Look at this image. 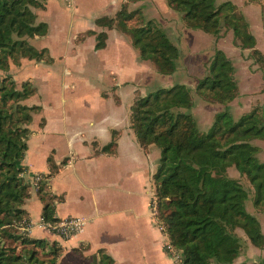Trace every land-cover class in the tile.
Listing matches in <instances>:
<instances>
[{
	"label": "trees",
	"instance_id": "trees-1",
	"mask_svg": "<svg viewBox=\"0 0 264 264\" xmlns=\"http://www.w3.org/2000/svg\"><path fill=\"white\" fill-rule=\"evenodd\" d=\"M46 1L0 0V264H56L62 251L57 241L34 238L27 232L30 218L23 205L32 180L22 177L21 161L30 134L28 125L40 107L23 103L35 88L28 80L17 84L10 73L11 66H19L22 59L51 61L45 49H36L27 40L46 30L44 22H36L34 12ZM215 1L166 3L183 13L189 27L217 35L223 23L232 29L237 45L253 47L247 22L235 5ZM261 8L264 21V3ZM134 15L122 7L115 17L101 16L95 23L106 28L119 25L132 36L141 58L152 61L160 73L172 74L180 49L151 20L128 26ZM95 38V48H103L106 32L96 33ZM233 71L225 53L215 49L197 91L209 93L215 102L226 105L238 94ZM192 106L191 91L185 84L159 87L145 95L136 91L130 105V127L145 153L150 145L159 149L152 175L153 213L169 243L180 251L181 264H233L243 248L236 229H241L252 245L264 247L260 224L245 206L247 189L239 179L227 174L232 166L245 176L253 187V205L264 211V163L257 159L258 147L248 141L264 139V110L256 106L235 121L225 106L215 113L208 130L201 132L190 112ZM115 134L113 131L112 139L101 151L113 149ZM48 162V174L39 173L36 192L44 203L41 217L54 222L55 203L62 200V195L46 192L44 179L54 175L66 160L59 166L50 159ZM98 256V264L113 263L103 250L98 251ZM240 264H264V257Z\"/></svg>",
	"mask_w": 264,
	"mask_h": 264
},
{
	"label": "crops",
	"instance_id": "crops-1",
	"mask_svg": "<svg viewBox=\"0 0 264 264\" xmlns=\"http://www.w3.org/2000/svg\"><path fill=\"white\" fill-rule=\"evenodd\" d=\"M239 4L248 33L254 39L253 47L237 45L232 29L223 23L217 35L202 34L198 29L189 27L183 15L168 5L166 0H47L43 8L34 10L36 22H44L46 30L27 40L36 49H45L51 61L22 59L19 66H11L10 73L16 83L28 80L32 84V76L37 74L54 80L55 89L52 91L48 87L53 96L60 92L56 94L59 104L54 108H59L68 98L67 101L72 100L83 109L82 114L76 117L46 118L41 113L43 107L32 104L39 106L40 110L33 113L34 122L31 120L28 125L30 134L21 161L24 168L22 177L32 180L36 173L48 174L49 159L57 166L66 160L54 175L44 179L46 192L62 195V200L55 203L54 216L59 219L77 215L87 219L80 232L67 238L37 226L44 203L34 186H30L29 197L23 205L31 222L27 232L31 237L59 243L62 251L56 264L66 259L72 264H98L99 250L110 256L112 264H173L164 248L169 242L168 237L154 217L153 198L143 192L146 167L151 165L150 161L156 154L155 145H150L145 153L129 121L135 92L145 95L155 89H141L134 81L140 78L151 84L169 77L171 79L178 73L179 63L190 68L194 60H201L202 51L211 53L215 48L223 51L231 61L238 94L226 105L207 102L200 97L190 109L191 114L196 112L194 108L197 106L200 113L210 116V127L214 114L225 106L235 119L255 106L264 110V21L261 4L257 0L241 1ZM122 7L127 12H135L130 20L143 23L151 20L165 31L170 41L171 35L178 37L175 45L180 48L181 56L177 59L174 75L160 73L149 59L141 58L132 36L119 25L106 28L95 23L101 16L115 17ZM101 31L106 32L105 46L96 49L95 36ZM73 41L78 45L80 62L76 61L77 58L72 60L70 56L62 58L51 47V44L65 45ZM204 42L210 47L207 51L203 48ZM83 45L84 55L81 54ZM90 64L93 68L102 66L106 75L119 80L109 92L101 91L99 96L95 93L99 100L112 98L104 113L98 112L97 104L89 100L86 86L84 97L77 94L80 82H84L81 71L83 67H92ZM20 74H24L26 79H18ZM195 75L201 76V73ZM170 79L159 87L175 84ZM194 82L189 84L190 88H193ZM34 88L35 92L23 103L31 105L29 101L38 92L37 86ZM59 89H65L66 93ZM197 123L201 125L199 121ZM113 131H116L115 146L110 152L101 151L112 139ZM250 143L258 147L256 156L264 162V139L254 138ZM233 169L232 166L228 167L227 174L241 179L243 176ZM247 201V211L256 217L264 234V211L259 207H252L249 211ZM236 233L242 239L243 249L233 264L256 262L264 257V247L258 248L248 242L241 229H236ZM74 248L80 252L74 251Z\"/></svg>",
	"mask_w": 264,
	"mask_h": 264
},
{
	"label": "rangeland",
	"instance_id": "rangeland-1",
	"mask_svg": "<svg viewBox=\"0 0 264 264\" xmlns=\"http://www.w3.org/2000/svg\"><path fill=\"white\" fill-rule=\"evenodd\" d=\"M225 1L232 2V4H234L235 7H236V11L242 15V6L239 3H241V1L243 3L246 0H216L215 2H216V4H218V3L220 4V3L225 2ZM257 1L260 2L261 6H262V3H264V0H257ZM261 10H262V8H261ZM176 12H178V11H176ZM179 14L183 15V13L181 11H179ZM243 18H244V16H243ZM141 23H143V21L140 22V21H136L134 19V20L128 21L127 25H129V26H138V25H141ZM198 31L201 32L202 34H208V33H205L204 31H202L201 29L200 30L198 29ZM206 36H208V35H206ZM171 38H172L171 42L173 44H175L177 42L178 37H176L175 35L173 37V35H171ZM203 45H204L203 48L206 51L210 48L207 42H204ZM77 46L78 45L75 44V41H73L72 43H66L65 45H59V44L53 45V44H51V47H52L54 53H56V54L60 53L59 55H61L62 58H65L66 56H70L72 60L77 58L76 61L80 62L81 61V55H79V53H78V47ZM214 51H215V48H212V52L211 53H203V51H202L201 52V54H202L201 60L197 61V60L192 59V60H194V62L193 63H191V61L189 62V63H191L190 68H189V65H187V67H186L183 63L180 64L178 62L179 63L178 69L176 67L178 73H176L175 76H172L171 79L169 77L168 79L160 80V82H156L155 81V82H152L151 84H147L142 79L137 78L134 81V83H135V85L137 87H139L141 89L142 88H144V89H157V87H159L161 85H165L166 81H168L170 79L171 82H173V83H180V84L184 83L187 87L190 88L189 84H191V83H193L195 81L193 88H190L191 98H192L193 104L196 103V101L200 97L203 98L205 101L207 100V102L214 103L215 101L213 100V97L211 96V94H209V93H205V94L204 93H200L196 89V86H197L199 80L201 78H203L208 73V67H209L211 59L213 57ZM81 54L84 55V45L82 47ZM83 61H84V57H83ZM181 62H182V60H181ZM90 65L92 67H86L85 69L83 67V71H81L82 72L81 75L83 76L84 82L83 83L80 82V86L78 87L77 94L79 96L83 95V97H84V86H86L87 92L90 95L89 100H92L94 103L97 104L96 108H97L98 112L104 113V111L108 108V103L112 100V98H109V99L102 98V99L99 100V99L96 98V94L95 93H98L97 96H99V92H101V91L102 92L103 91L104 92H109L111 89L115 88L116 83H118L119 80H118V78L116 80H113L112 77L106 75V71H105V69L102 66H97L96 68H93V65L92 64H90ZM182 68H183L184 71H182ZM195 73L196 74L201 73V76H196ZM174 74L175 73H173L172 75H174ZM37 75L36 76H32L31 75L33 77L32 85L33 86H37L38 92H37V95L34 96V98H32L29 101V103L31 105L32 104H38V105L42 106L43 107V111L41 112L42 116H44L46 118H52V117L53 118L54 117L71 118V117H76V116H79L80 114H82L83 109L81 108V106L79 104L76 105L75 104L76 102H73L72 100L67 101L68 98H67L65 103L62 102V104L59 106V108L55 109L54 107H57L58 104H59L58 101H60V100H58V95H56V94H60V92H58V93L56 92L55 96H53L52 93H51V90L48 88V87H50L52 89V91H53V89H55L54 88L55 81L54 80L51 81L50 79H46V78H44L41 75L40 76H37ZM18 79H26V78H25L24 74H20L18 76ZM17 84H19V82ZM64 90L65 89H63V90L59 89V91H61L63 94L66 93V91H64ZM113 97H115V96H113ZM84 100L86 101L87 99H84ZM99 102H100V104H99ZM194 109H195L196 112L193 113L194 115L193 114L192 115L195 118L196 122L199 121L200 124H201L200 126H198L199 130L201 132H206L207 129L209 128V126H208L209 125V118L208 117H210V116H207L203 112L200 113L197 106ZM229 112L232 115L231 111H229ZM33 117H34V115H33ZM213 118H214V116H213ZM239 118L235 119L233 117V119L235 121L238 120ZM36 120H37V117H36ZM212 121H213V119H212ZM32 122H34V118H33ZM251 140L252 139H249L248 141L251 142ZM154 147H155V150H156V154L153 157V160L150 161L151 165L150 166L147 165V167H146V173H145V177L146 178H145V183L143 185V187H144V191L143 192L146 195H148V197H152V198L154 196V186H153V181H152V175H153L154 170H155L156 160H157V158L159 156L158 148L156 146H154ZM258 161L261 162L260 159H258ZM233 170H235L234 172H237L236 169H233ZM239 181L242 183L244 188H246L248 193H249V199L247 201V207L249 208V211H250L252 209V207H255L253 205V202H252L253 196H254L253 195V187L250 184L249 180L245 176H243L241 179H239ZM153 200H152V202H153ZM248 242H250L249 239H248ZM61 264H72V263L68 262L67 259H66Z\"/></svg>",
	"mask_w": 264,
	"mask_h": 264
},
{
	"label": "built area",
	"instance_id": "built-area-1",
	"mask_svg": "<svg viewBox=\"0 0 264 264\" xmlns=\"http://www.w3.org/2000/svg\"><path fill=\"white\" fill-rule=\"evenodd\" d=\"M40 177L39 173H36L32 178V186H34L35 189H37V183L41 179ZM152 208L154 209L153 203ZM86 223L87 219L83 216L69 215L64 218H59L55 222L45 221L41 217L37 226L47 229L62 238H67L74 233L80 232ZM164 248L173 264H181V253L179 250H176L169 242L165 244Z\"/></svg>",
	"mask_w": 264,
	"mask_h": 264
}]
</instances>
